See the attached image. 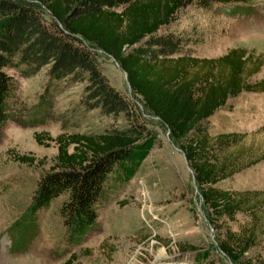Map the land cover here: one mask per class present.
I'll list each match as a JSON object with an SVG mask.
<instances>
[{"label": "trees", "instance_id": "1", "mask_svg": "<svg viewBox=\"0 0 264 264\" xmlns=\"http://www.w3.org/2000/svg\"><path fill=\"white\" fill-rule=\"evenodd\" d=\"M190 5L204 10L219 5L226 15L248 17L252 3L0 0V132L8 121L24 127L37 124L33 116L28 122L20 120L22 115L17 118L11 108L16 83L7 71L20 70L26 77L46 66L52 79L86 84L82 103L88 111L100 110L125 120L119 128L59 136L56 164L40 178L22 220L37 217L67 194L60 208L65 237L70 245L83 244L96 226L100 207L111 199L112 183L129 182L146 159L154 138L149 121L155 120L169 132L193 170L209 220L218 231L221 253L234 264H261L252 252L264 236V192L220 186L248 167L238 162V156L225 158L246 136L212 137L209 121L231 98L264 93V78L251 81L264 60L242 47L217 58L183 55L184 49L201 44V37L196 31L168 29L177 13ZM46 13L50 22L44 19ZM93 48L119 64L128 76L132 96L141 101L147 118L154 120H146L130 97L110 83ZM44 111L39 108V116ZM37 140L43 144L40 134ZM18 159L33 163L32 158ZM239 216L247 222L234 230Z\"/></svg>", "mask_w": 264, "mask_h": 264}, {"label": "rangeland", "instance_id": "2", "mask_svg": "<svg viewBox=\"0 0 264 264\" xmlns=\"http://www.w3.org/2000/svg\"><path fill=\"white\" fill-rule=\"evenodd\" d=\"M251 3L248 17L226 15L219 5L210 10L190 5L177 13L168 31H196L201 37L202 43L184 49L183 55L217 58L242 47L264 60V0ZM44 19L50 22L47 13ZM92 51L110 83L145 115L119 64L102 51ZM7 72L16 83L11 108L17 118L22 115L20 120L28 122L34 117L37 124L24 127L8 121L0 132V264H234L218 248V231L209 220L184 154L165 127L147 115L146 120H154L149 121L153 145L129 182L112 183L111 199L100 207L96 226L83 244L70 245L65 237L60 208L67 194L37 217L22 220L40 178L56 164L59 136L119 128L125 120L100 110L88 111L82 103L86 84L52 79L49 66L26 77L20 70ZM262 78L264 66L251 81ZM39 108L45 109L41 116ZM209 127L212 137L246 136L225 158L238 156V162L248 167L220 186L264 192V93L231 98L210 119ZM39 134L43 144L37 140ZM23 157L32 158L33 163L18 159ZM238 218L234 230L247 222L243 216ZM258 243L252 253L264 264V236Z\"/></svg>", "mask_w": 264, "mask_h": 264}, {"label": "water", "instance_id": "3", "mask_svg": "<svg viewBox=\"0 0 264 264\" xmlns=\"http://www.w3.org/2000/svg\"><path fill=\"white\" fill-rule=\"evenodd\" d=\"M126 78H127V81H128V76L126 75ZM128 85H129V83H128ZM129 88H130V90H131V87H130V85H129Z\"/></svg>", "mask_w": 264, "mask_h": 264}]
</instances>
